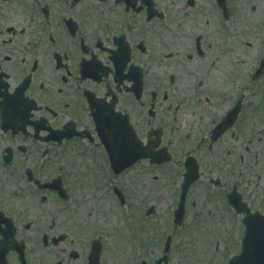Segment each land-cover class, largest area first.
Returning a JSON list of instances; mask_svg holds the SVG:
<instances>
[{"label":"flooded vegetation","instance_id":"af4514ba","mask_svg":"<svg viewBox=\"0 0 264 264\" xmlns=\"http://www.w3.org/2000/svg\"><path fill=\"white\" fill-rule=\"evenodd\" d=\"M222 1L0 0V211L15 224L14 203L24 218V202L58 197L40 189L53 177L39 160L50 151L61 159L74 150L90 154L99 146L96 119L124 139L121 118L112 117L118 114L142 146H152L156 156L165 149L167 161L143 160L149 165L182 172L186 157H193L200 177L192 187L205 177V166L212 173L230 167L234 149L219 143L239 132L245 105L233 92L219 101V86L204 78L218 69V24L233 18L232 1L225 0L224 20ZM218 127L222 133L215 137ZM60 169L61 203H72L79 188ZM213 184L221 188V177L208 176L206 189ZM53 212L39 211L34 233L65 234L81 244L76 235L88 233L80 223L86 214L59 207L55 219ZM5 257L20 264L15 252Z\"/></svg>","mask_w":264,"mask_h":264},{"label":"rangeland","instance_id":"374dc122","mask_svg":"<svg viewBox=\"0 0 264 264\" xmlns=\"http://www.w3.org/2000/svg\"><path fill=\"white\" fill-rule=\"evenodd\" d=\"M231 1L233 18L218 24L221 44L215 55L216 60L213 59L218 69L204 78L208 86L210 83L219 86L216 93L219 101L226 99L231 92L238 94V98L243 97L245 106L241 123L238 124L239 132L219 143L220 148L228 145L234 149L232 165H224L215 173L208 171L209 167H204L205 177L188 195V211L183 225L176 227L172 223V211L178 201L181 171L178 174L168 166L157 170L146 162L129 169L116 180L127 187H120L128 201L127 208L120 210L119 203L110 193L111 186L104 184L109 182L108 174L97 162L91 161V156V160L76 156L75 159L68 156L62 161L57 160L52 164L53 169L57 170L59 166L66 177L74 175V184L80 185L79 191L76 194L73 192L72 203L67 205L72 210L79 207L82 214L86 213L80 223L84 220L88 233L76 235L81 244H71L69 240L74 237L69 236L64 244L44 247L40 237L30 230L25 235L30 264H84L85 244L87 247L88 239L96 234L97 239L104 243L100 264H154L162 255L166 235L171 238L167 264H226L228 255L237 250L239 252L244 230L241 215L228 208L223 192L212 191L214 196L210 197L206 184L208 176H220L221 188L209 185L210 189L229 191L235 184L250 209L264 214V72L251 80L261 58H264V0ZM208 158L205 156L203 161H208ZM227 159L230 161V157ZM174 178H178V181H174ZM24 204L29 214L27 218H30L38 209L49 211L54 201L41 205L28 200ZM148 208L151 211L145 215ZM14 209L18 214L16 217H19L21 210L17 204ZM41 213L45 215V211ZM32 221L41 222L37 219ZM17 224L21 230L18 231L20 236L25 231V222L19 218ZM70 249L75 250L78 256L70 258Z\"/></svg>","mask_w":264,"mask_h":264},{"label":"water","instance_id":"95a60500","mask_svg":"<svg viewBox=\"0 0 264 264\" xmlns=\"http://www.w3.org/2000/svg\"><path fill=\"white\" fill-rule=\"evenodd\" d=\"M127 131L129 133V129H127ZM139 153L140 152L134 150L132 154H130L129 148H126L118 156V158L114 156L113 164L115 166H118L119 170L123 169V167L129 165L134 160H136L137 157H141ZM195 175H196L195 169L188 170L187 174L185 175V181L184 184L182 185V194L179 204L181 210H182V204L185 193L187 191L189 184L193 181ZM232 197L230 198V202L237 207L240 201ZM241 208H242V204H240V210H242ZM244 211H246L247 215L244 218L246 231L243 239L242 251L239 256L232 258L229 264H264V217L261 216L258 212H255L253 215H251L248 209ZM180 215L182 217V212L180 213ZM181 217L175 220L177 224L181 223ZM95 264H97V262H95Z\"/></svg>","mask_w":264,"mask_h":264},{"label":"snow or ice","instance_id":"6c2138e0","mask_svg":"<svg viewBox=\"0 0 264 264\" xmlns=\"http://www.w3.org/2000/svg\"><path fill=\"white\" fill-rule=\"evenodd\" d=\"M131 147H132L134 150L140 152L141 154H145V153L150 152V151H151V148H152V146H150V145H148V146H146V147H145V146H142V145L140 144V142H139L138 139H136V140L131 144ZM114 155L116 156V158H118L119 153H118V152H117V153H114Z\"/></svg>","mask_w":264,"mask_h":264}]
</instances>
